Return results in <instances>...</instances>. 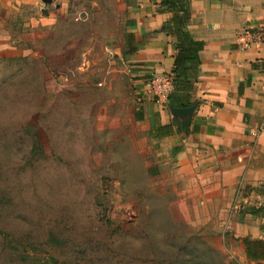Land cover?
Here are the masks:
<instances>
[{"label": "rangeland", "instance_id": "rangeland-1", "mask_svg": "<svg viewBox=\"0 0 264 264\" xmlns=\"http://www.w3.org/2000/svg\"><path fill=\"white\" fill-rule=\"evenodd\" d=\"M122 1L4 10L26 56L0 58V264H246L170 171H147L151 93L123 56Z\"/></svg>", "mask_w": 264, "mask_h": 264}, {"label": "crops", "instance_id": "crops-1", "mask_svg": "<svg viewBox=\"0 0 264 264\" xmlns=\"http://www.w3.org/2000/svg\"><path fill=\"white\" fill-rule=\"evenodd\" d=\"M23 1L0 0V58L26 56L11 42L3 16L5 8ZM122 5L129 35L138 45L126 59L138 73V83L151 93L146 113L138 116L146 121L145 139L155 144L153 159L145 163L148 173L171 172L180 183L179 193L201 215L210 244L243 263L264 264V257L247 256L245 244L247 239L264 240V132L257 138L251 133L264 124V42L242 48L236 40L245 29L264 31V0H123ZM178 27L204 47L193 89L176 91L178 103L163 105L150 81L155 74L172 75ZM124 50H129L127 44ZM187 102L189 106L182 105ZM169 104L196 106L187 127L181 126L183 119L174 123ZM165 125L172 129L161 133L158 128ZM236 198L240 208L231 213Z\"/></svg>", "mask_w": 264, "mask_h": 264}, {"label": "trees", "instance_id": "trees-1", "mask_svg": "<svg viewBox=\"0 0 264 264\" xmlns=\"http://www.w3.org/2000/svg\"><path fill=\"white\" fill-rule=\"evenodd\" d=\"M174 4H171L173 6ZM186 17V14H185ZM177 36V48L178 53L175 57V67L173 69V91L168 97V103H173L176 105L178 99L176 96V91L179 90H192L194 81L196 77L193 75L195 73V68L197 63L200 61L199 52L204 47L203 41L194 40L186 28L178 27L176 28ZM135 38L133 35L128 36L127 47L129 50L123 51V56H127L128 53L133 52L137 49L138 45L135 46ZM264 67V63H263ZM175 90V92H174ZM184 106H189L190 102L182 104ZM139 118H141L139 116ZM172 125L160 126L158 130L162 133L170 132ZM247 256L251 259H259L264 257V240H245Z\"/></svg>", "mask_w": 264, "mask_h": 264}, {"label": "built area", "instance_id": "built-area-1", "mask_svg": "<svg viewBox=\"0 0 264 264\" xmlns=\"http://www.w3.org/2000/svg\"><path fill=\"white\" fill-rule=\"evenodd\" d=\"M78 19V18H77ZM237 44L242 48H249L253 45L264 42V31L245 29L237 35ZM150 87L156 100L162 104L168 103V97L173 90V75L155 74L150 81ZM264 132V124L252 130V135L257 138ZM239 199L236 198L231 207V213L239 210Z\"/></svg>", "mask_w": 264, "mask_h": 264}, {"label": "water", "instance_id": "water-1", "mask_svg": "<svg viewBox=\"0 0 264 264\" xmlns=\"http://www.w3.org/2000/svg\"><path fill=\"white\" fill-rule=\"evenodd\" d=\"M53 0H43L46 4L52 3ZM43 12L47 14V10L43 9ZM169 107L174 115V123L179 124L181 122L180 119H183L181 126H188L190 122V116L194 112L196 106L191 107H174L172 104H169Z\"/></svg>", "mask_w": 264, "mask_h": 264}]
</instances>
